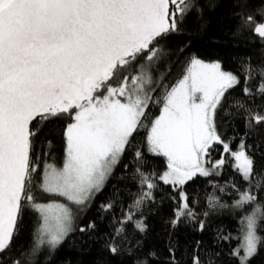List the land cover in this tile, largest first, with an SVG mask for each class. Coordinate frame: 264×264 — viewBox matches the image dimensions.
Segmentation results:
<instances>
[{"label":"snow or ice","instance_id":"snow-or-ice-1","mask_svg":"<svg viewBox=\"0 0 264 264\" xmlns=\"http://www.w3.org/2000/svg\"><path fill=\"white\" fill-rule=\"evenodd\" d=\"M226 2L238 20L236 31H250L264 45V0L254 15L245 11L249 0ZM194 8L202 15L198 0H0V264H34L45 248L50 260L69 236L94 231V223L76 225L79 213L103 191L125 154L132 153L137 163L133 178L139 179L141 192L103 245L109 255L121 254L123 225L154 201L158 187L156 174L142 171L147 161L135 148L151 104L161 108L150 121L147 152L166 158L167 169L157 179L177 194L172 197L177 202L173 227L185 217L196 219L184 186L197 176L219 175L225 155L248 185L243 190L231 185L239 197L235 205L253 204L257 191L264 195V167L256 169L250 146L241 140L232 150L216 124L218 109L225 111L232 97L233 113L244 117L246 128L264 127V109L253 110L245 102L264 99V58L255 65L241 60L237 71H228L219 60L192 55L182 79L162 99H153V69L171 55L165 42L181 33ZM134 68L136 74H130ZM57 124L62 125V164L41 168L39 138ZM214 145L223 148L216 161L210 159ZM112 207L108 203L101 210ZM258 212L259 206L242 218L241 243L230 253L238 264H251L264 246L257 234ZM26 215L36 227L30 250L18 257L15 238ZM134 227L147 230L143 220ZM204 228L200 221L199 230ZM168 252L169 264H179L171 245ZM137 264H157V254L145 253ZM190 264L215 261L211 256L202 261L197 253Z\"/></svg>","mask_w":264,"mask_h":264},{"label":"trees","instance_id":"trees-1","mask_svg":"<svg viewBox=\"0 0 264 264\" xmlns=\"http://www.w3.org/2000/svg\"><path fill=\"white\" fill-rule=\"evenodd\" d=\"M214 0H198L202 15L193 9L182 24V31L168 38L166 50L171 52L163 62L153 69L154 91L153 99H162L166 90L183 77L186 63L190 56L212 62L219 60L228 71H237L238 63L243 60L258 64L264 58V45H261L250 31H236L238 20L232 15V4L226 0H218L215 8L210 7ZM260 0H249L245 10L255 14L260 7ZM183 48L181 53L178 50ZM138 68V66H137ZM137 68L130 69V74H136ZM239 89L233 95H238ZM232 97L226 102L225 111L218 109L216 124L222 140L228 141L232 150L244 141L249 155L253 156L256 169L264 167V127H245V119L238 113H233ZM246 106L253 110L264 109V99L259 96L246 99ZM160 104H151L144 119V127L136 135L135 148L144 153L147 161L142 171L155 173L153 177L158 187L153 190V202L146 203L140 211L136 212L133 221L123 225L124 232L119 239H123L121 254L111 256L103 251V245L113 236L115 229L122 225L121 220L129 212L135 199L141 192L139 179H134L137 163L132 153H126L121 164L118 165L112 177L107 181L103 191L96 195L90 207L79 213L77 226H86L94 223L96 229L90 233L79 232L69 236L49 260L44 252L34 258V264H137L138 258L143 254L155 252L157 264H169L168 248L175 249L176 260L179 264H190L191 257L199 254L202 261L209 256L215 264H238L235 257L230 255L233 249L241 243L242 218L252 206H259L257 234L264 238V195L258 191L257 201L244 207H237L235 201L239 199L235 184L243 190L248 185L241 180L239 174L232 167L229 156L225 155L227 163L220 170V174L213 173L208 177L197 176L184 186L189 197L190 208L196 219L185 217L173 227L170 220L176 201L172 199L177 194L169 185H164L157 177L165 168L167 161L162 156H154L147 152L146 137L150 128V121L154 120L160 111ZM62 125L51 126L45 134L40 136V143L36 147V155L40 157L41 168L44 163L62 164L63 143ZM247 133V135H245ZM50 141V146L48 144ZM210 159L216 161L223 153L222 145H214ZM135 150V149H134ZM133 150V151H134ZM49 153V155H44ZM127 164V168L124 165ZM223 189V191H221ZM111 203L112 209L107 212L101 210V205ZM207 213V216H205ZM136 220H143L147 225L145 232H139L134 225ZM203 221L205 228L199 230V222ZM36 222L31 215H26L20 231L15 238V255L20 252L27 253L33 241V232ZM228 237V239H222ZM199 242V246H197ZM219 253V256L215 254ZM23 260L24 258L21 257ZM251 264H264V246L251 259Z\"/></svg>","mask_w":264,"mask_h":264},{"label":"rangeland","instance_id":"rangeland-1","mask_svg":"<svg viewBox=\"0 0 264 264\" xmlns=\"http://www.w3.org/2000/svg\"><path fill=\"white\" fill-rule=\"evenodd\" d=\"M205 62H206V61H205ZM152 75H153V73H152ZM181 79H182V78H181ZM179 80H180V79H179ZM179 80H178V81H179ZM153 81H155V77H154V75H153ZM178 81H177V82H178ZM177 82H176V83H177ZM176 83H175V84H176ZM154 84H155V83H154ZM175 84H174V85H175ZM174 85H173V86H174ZM170 89H171V88H170ZM159 114H160V111H159L158 115H159ZM158 115H157V116H158ZM157 116H156V117H157ZM217 133L219 134L218 129H217ZM219 135H220V134H219ZM229 158H230V157H229ZM206 159H208V158H206ZM219 159H220V158H219ZM219 159H218V160H219ZM230 160H231V163L233 164L234 161H232L231 158H230ZM205 166H206V167H210V165H208V164H206ZM166 169H167V164H166L165 168L162 170L161 174H162L164 171H166ZM250 209H251V210H249V212L247 213L248 215L251 214L253 211H255L257 208H255L254 206H252ZM246 216H247V215H246ZM242 235H243V233H242V230H241V240H242ZM43 250H47V249L45 248V249H43Z\"/></svg>","mask_w":264,"mask_h":264}]
</instances>
